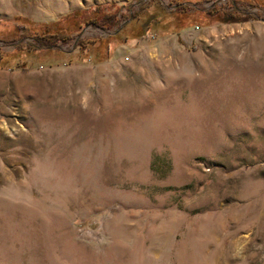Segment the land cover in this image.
Listing matches in <instances>:
<instances>
[{
  "label": "rangeland",
  "instance_id": "obj_1",
  "mask_svg": "<svg viewBox=\"0 0 264 264\" xmlns=\"http://www.w3.org/2000/svg\"><path fill=\"white\" fill-rule=\"evenodd\" d=\"M138 1L0 0V40L17 17L82 22L71 62L0 64V264H264V0L82 53ZM96 6L119 26L86 25Z\"/></svg>",
  "mask_w": 264,
  "mask_h": 264
},
{
  "label": "trees",
  "instance_id": "obj_2",
  "mask_svg": "<svg viewBox=\"0 0 264 264\" xmlns=\"http://www.w3.org/2000/svg\"><path fill=\"white\" fill-rule=\"evenodd\" d=\"M189 3L198 4L199 1L171 0L168 4L165 0H139L135 5H139V9L135 11L128 24H126L117 34L109 39L100 40H78L77 47L81 48L82 53H86L89 57L103 53L107 49L109 57L112 51V44L126 43L129 40H136L142 37L152 38L156 33L151 31H175L181 30L193 23L192 20L182 21L181 16L190 11ZM235 5L237 4L234 1ZM174 7V8H173ZM86 19V25H92L103 30H110L119 26L120 17L117 12H107L105 7L96 6ZM234 12L223 13L224 21L236 18ZM222 13L215 8L205 12L206 20H209ZM80 13H76L74 21H69L67 26L61 23H52L47 25H38L25 18L17 17L13 25H9L7 35L0 42L15 45L13 54H5L0 52V64L5 66L15 62L17 67L21 69H31L42 67L44 65L55 66L62 63L71 62V54L61 49L59 44H68L73 40L74 30L82 27L79 19ZM71 18V16L69 17ZM177 20V21H176ZM217 21V20H216ZM222 21V20H221ZM151 33H150V32ZM24 41H28L24 43ZM27 51L34 54V59L30 62L23 61V54L20 52ZM40 53H45L39 56ZM8 57V58H7ZM41 62L43 64H41Z\"/></svg>",
  "mask_w": 264,
  "mask_h": 264
}]
</instances>
